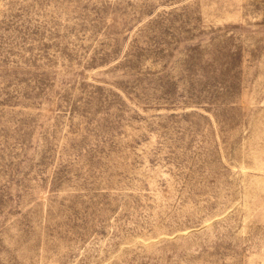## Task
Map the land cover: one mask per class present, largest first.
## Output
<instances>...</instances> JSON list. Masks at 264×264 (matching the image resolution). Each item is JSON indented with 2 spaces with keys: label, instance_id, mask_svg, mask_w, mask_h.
Segmentation results:
<instances>
[{
  "label": "rangeland",
  "instance_id": "rangeland-1",
  "mask_svg": "<svg viewBox=\"0 0 264 264\" xmlns=\"http://www.w3.org/2000/svg\"><path fill=\"white\" fill-rule=\"evenodd\" d=\"M0 264H264V0H0Z\"/></svg>",
  "mask_w": 264,
  "mask_h": 264
}]
</instances>
